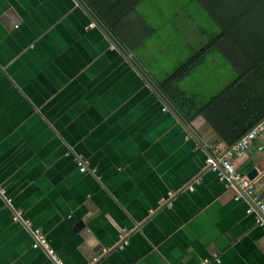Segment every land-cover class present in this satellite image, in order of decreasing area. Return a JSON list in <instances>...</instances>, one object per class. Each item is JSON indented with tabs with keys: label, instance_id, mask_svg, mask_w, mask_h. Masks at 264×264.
Here are the masks:
<instances>
[{
	"label": "crops",
	"instance_id": "0c3cea01",
	"mask_svg": "<svg viewBox=\"0 0 264 264\" xmlns=\"http://www.w3.org/2000/svg\"><path fill=\"white\" fill-rule=\"evenodd\" d=\"M78 1L0 0V264H54L10 207L64 264H199L211 252L219 261L206 264H264L248 200L205 165L231 144L202 115L181 118L157 85L171 70L135 51L145 37L121 45ZM130 15L132 32L149 27ZM203 59L175 81L197 104L227 84L225 69L201 75ZM230 160L254 170L264 203V131Z\"/></svg>",
	"mask_w": 264,
	"mask_h": 264
},
{
	"label": "trees",
	"instance_id": "16d2710c",
	"mask_svg": "<svg viewBox=\"0 0 264 264\" xmlns=\"http://www.w3.org/2000/svg\"><path fill=\"white\" fill-rule=\"evenodd\" d=\"M139 0H81L98 23L121 45L131 46L143 37L132 32L128 16L135 11ZM217 23L219 32L191 56L157 81L159 90L186 122L202 115L219 137L230 145L264 116V44L260 42L257 18L264 20V0H195ZM243 32L239 36V30ZM142 35V36H141ZM248 39H245L246 37ZM224 43L228 52L241 55L244 67L224 87L212 94L207 101L197 104L186 95L175 81L185 76L192 67L200 64L204 55L217 50V43ZM258 45V46H257Z\"/></svg>",
	"mask_w": 264,
	"mask_h": 264
},
{
	"label": "rangeland",
	"instance_id": "374dc122",
	"mask_svg": "<svg viewBox=\"0 0 264 264\" xmlns=\"http://www.w3.org/2000/svg\"><path fill=\"white\" fill-rule=\"evenodd\" d=\"M134 10L151 27H146L143 35L145 39L142 45L139 44L135 50L136 53L143 55L144 65L156 59L159 63H156V66L173 71L178 64L198 50L206 40L219 32L217 23L195 0H139L135 3ZM132 16H128L131 27L130 18ZM256 22L259 26L264 23V20L257 18ZM242 34L240 29L239 36L242 37ZM259 34L260 39L262 38L260 42L264 44V29H259ZM248 38L247 36L245 39ZM229 54L233 57L231 52ZM225 58L227 56L217 50L206 53L203 59L205 65L199 67L201 75L205 73L204 68L214 71L222 68L225 69L222 79L228 83L236 76L237 70ZM237 62L241 68L244 67L243 60L238 59ZM208 96L209 92L204 91V97Z\"/></svg>",
	"mask_w": 264,
	"mask_h": 264
},
{
	"label": "built area",
	"instance_id": "2783aa9c",
	"mask_svg": "<svg viewBox=\"0 0 264 264\" xmlns=\"http://www.w3.org/2000/svg\"><path fill=\"white\" fill-rule=\"evenodd\" d=\"M91 25V23H89ZM164 110V107L162 108ZM262 131H264V116L254 123L248 130L241 134L235 142L227 147L218 157L213 155H207L205 157V165L216 172L219 180H226L228 183L236 186L240 194L248 200V206L245 209V213L255 212L254 223L258 227L264 229V203L263 201L253 194V180L246 175L241 174L235 168L231 162L233 156H241L245 153L250 142ZM73 160L80 172L85 171L86 162L85 159L79 155L74 154ZM198 182V179L195 180ZM192 187L189 185L188 189ZM0 189V194H2ZM236 198V197H235ZM5 203L9 204V198H4ZM11 218L13 221L21 222L29 231L30 235V247L44 249L47 256L53 261L54 264H64L63 261L56 256L54 250L48 246L44 234L38 228H31L29 221L24 219L21 215L20 209L16 207H10ZM127 244L126 233H120V241L116 247L122 249ZM209 260L218 262V256L215 252H211L209 257L201 259L199 264H206Z\"/></svg>",
	"mask_w": 264,
	"mask_h": 264
},
{
	"label": "water",
	"instance_id": "95a60500",
	"mask_svg": "<svg viewBox=\"0 0 264 264\" xmlns=\"http://www.w3.org/2000/svg\"><path fill=\"white\" fill-rule=\"evenodd\" d=\"M80 5H81V3L78 1V0H76ZM95 20V19H94ZM96 21V20H95ZM107 35V34H106ZM107 37L109 38V39H111L110 38V36L109 35H107ZM70 156L72 157V159H73V155L70 153ZM74 164H75V162H74ZM76 166V165H75ZM76 168H77V166H76ZM78 169V168H77ZM79 171V170H78ZM254 174V170H251V171H249L248 173H247V176L248 177H250V176H252ZM83 226V222L82 221H80V220H78V221H76L74 224H73V230H77V229H79V228H81ZM31 228H36V227H31ZM40 230V229H39ZM41 231V230H40ZM42 232V231H41ZM43 233V232H42ZM44 234V233H43ZM45 236V235H44Z\"/></svg>",
	"mask_w": 264,
	"mask_h": 264
}]
</instances>
